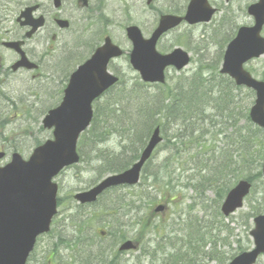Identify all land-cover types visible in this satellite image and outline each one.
Wrapping results in <instances>:
<instances>
[{"label": "rangeland", "instance_id": "1", "mask_svg": "<svg viewBox=\"0 0 264 264\" xmlns=\"http://www.w3.org/2000/svg\"><path fill=\"white\" fill-rule=\"evenodd\" d=\"M2 1L6 2L7 0ZM10 1L8 0V2ZM146 1L106 0L102 3L101 16L109 20L82 23L75 21L71 23V29L62 33L61 49L59 48L50 57L46 58L40 76L35 78L24 76L18 79L17 94L13 98L15 110L13 109V112L7 113L10 122L9 127L6 131H2V128H0V149L6 150L10 145L22 144V147L26 149L23 152L27 154L37 143H43L45 140L50 139L51 133L41 129V114L60 102L67 78L74 67L89 56L94 47L101 45L105 36L110 37L115 45L117 44L125 52H128L131 47L126 37H124V29L127 26H138L142 35L149 38V34L157 25L156 22L160 14L177 13L176 15L181 16L184 14L183 11L188 2L186 0H151L152 3L147 5ZM96 2L97 0H93L91 5ZM255 2L256 0H235L226 4L225 0H210L211 5L218 10L210 24L195 25L193 27L183 24L180 28L163 37L157 45L159 53H169L174 48H181L191 56V62L183 72H168L167 89L177 88L183 79L191 81V75H195V73L208 79L211 82H208L210 85L217 83L216 73L210 74L209 72L218 67V62L215 66L214 63L220 56V49L224 41L233 33L235 34L238 27L252 24L251 17L246 14V8ZM63 6L65 10H70L65 4ZM8 8H11L9 3ZM262 36L264 37V28ZM88 42H91L94 46L91 47L92 49L89 47L88 50L84 51ZM111 70L118 71L124 84L118 87L115 94L107 97L102 103L103 105L114 101L119 90L125 87L128 88L131 84L140 81L125 57L117 60ZM246 70L255 79L264 80V56L258 60L250 61L246 66ZM205 86L206 84H204ZM136 92L138 97H150L160 93L157 88L140 89ZM233 92L241 109L240 112L247 114L254 97H252V94L243 91ZM131 104L130 101V106L126 109V112L129 114L130 120L136 121L130 115L136 117L134 113H141L143 109L152 108L153 103H143L140 107H136L138 103H135L132 108ZM243 118L244 114H241L240 119L236 121L244 122ZM0 119H3L1 114ZM97 120L99 121L98 117ZM98 121L96 127L99 124ZM242 124L241 122L240 125ZM124 125L128 128L127 123ZM113 126V129H115L116 126ZM91 139L87 134L79 144L83 157L81 161L83 162H80L77 166L67 168L55 178L54 183L58 184L57 195L61 203L57 218L51 227L50 233L39 239L29 264H84L83 256L81 257V250L83 249L78 244L82 243L85 246L95 244L98 246L97 242L103 239L100 236L102 231L108 233L104 240L106 244L103 245L108 248L113 245L116 248L119 238L124 235L127 239L135 241L141 236L146 239L152 237L151 228L147 229L148 215L157 204H168V210L164 215L160 214L153 221V225L165 223L169 216L168 221L170 223L176 221L179 230L184 225L183 220L189 221L192 219L200 222L203 227L209 225L208 230L210 231L215 229L219 232L223 226H227L228 230L231 231L233 237L231 236L227 241L229 245L218 244L217 253L221 254V257L214 262L209 261L204 264H220L221 260L223 262L225 256L236 248V245L246 246L247 229L252 225V221L246 225V218L250 221L249 218L257 211L262 212L264 210V185L260 179L259 181L256 180L253 195L245 201L243 208L225 219V221L219 218V206L223 201V196L237 180L244 179L248 173L245 168L235 169L230 167V169H227L228 166L221 168L222 165L218 164L219 149L223 146V143H226L225 141L223 143H221V140L215 142L211 134L212 154L210 156L213 155V174L211 172L212 166L206 171H201L202 166L194 167V171L190 172L191 168L182 165L186 163L187 166L191 167L196 164H193L191 160L180 161L179 157L176 161L167 146L170 142L164 139V142L154 154V159L145 168L142 188L133 191L130 189L112 190L97 205L90 206L89 209L78 210V205L72 200L73 195L79 191H87L99 183V176L105 172L104 168L115 156L119 160H122L121 158L126 161L130 159L128 153L122 155L121 150L123 149L120 148L121 144L118 143L119 138L113 137L107 144L98 145L95 148L93 144H90ZM257 148L261 154H264V144L258 147L254 145L250 150L254 152ZM89 159L91 162H89ZM219 173L222 174L220 178L222 184L218 183L215 186V182L220 181L217 177ZM255 173H257V170L252 175ZM155 181L163 184L159 188L162 193H166H163L166 199L161 203H159L160 196L156 195L157 192L152 191L151 188L145 189L147 184H151L153 188L158 186ZM168 181V188L162 189V186L165 188ZM207 182L213 186L201 193L200 187H203ZM71 224L75 227V231ZM116 228L117 231L114 232ZM180 235L179 232L178 236ZM78 236L82 237L79 238ZM61 242L67 243L68 248H66V245H61ZM250 246L251 244H249ZM138 255V252L118 257L113 254L111 257L105 256L104 261L109 260L113 264H147V259L136 262L135 257ZM104 261L101 263L94 261L92 264H104ZM258 264L264 263L259 260Z\"/></svg>", "mask_w": 264, "mask_h": 264}, {"label": "water", "instance_id": "2", "mask_svg": "<svg viewBox=\"0 0 264 264\" xmlns=\"http://www.w3.org/2000/svg\"><path fill=\"white\" fill-rule=\"evenodd\" d=\"M258 6L263 9L260 11L257 26L264 21V0ZM211 14L204 3H192L185 20L193 24L208 20ZM180 21L173 17L162 18L159 28L153 34L154 38L149 42L142 40L137 29L126 30L134 47L130 57L131 64L140 71L144 80L162 82L165 66L173 64L181 69L188 62L187 56L180 51L166 57H159L154 53V44L160 34L180 24ZM252 30L257 32L258 27ZM263 48L264 43L256 39L255 32L241 30L239 37L227 49L222 72L233 76L237 84H246L257 90L258 99L250 117L264 128V86L248 79L240 69L244 60L261 55ZM120 54L119 49L111 47L107 39L105 46L94 54L91 61L73 74L64 91L65 97L60 107L49 112L43 120L44 128L54 127V142H46L35 149L28 162H23L15 155L10 166L0 171V264H25L36 236L49 230L48 226L56 209V186L50 184V180L63 167L77 163L76 138L86 129L92 118L90 103L116 82L106 73L105 68L110 58ZM153 135L141 161L130 171L104 180L89 192L78 194L75 199L81 203H90L111 186L136 183L143 162L159 141L157 131ZM249 189L246 182L239 183L228 194L222 212L228 215L240 207ZM251 236L255 241V249L237 257L230 264H253L258 255L264 253V217L255 220V229ZM132 248L134 247L131 244L125 243L121 250Z\"/></svg>", "mask_w": 264, "mask_h": 264}, {"label": "flooded vegetation", "instance_id": "3", "mask_svg": "<svg viewBox=\"0 0 264 264\" xmlns=\"http://www.w3.org/2000/svg\"><path fill=\"white\" fill-rule=\"evenodd\" d=\"M63 2L66 3L67 0H63ZM73 2L79 8L78 0H73ZM19 6L20 8L9 10L4 15L3 12H0V98L12 96L15 88L13 82L17 79V74L25 72L23 69H19L16 72L11 70L18 60V55L4 46L5 43L23 42L22 51L25 53L27 59L41 66L40 61L45 56L54 52L53 42L56 43L58 41L61 29H58L57 21L59 19H66L61 8L56 10L50 0H35L29 4ZM26 8H35L30 13L32 19L37 21V19L43 18L44 20L43 27L30 39H27V41L25 40V35L28 32L26 27L29 26H23L22 24L26 20L19 19L20 14ZM81 11H83V16L85 17H82L80 21L89 22L99 15L100 7L86 8V10L81 9Z\"/></svg>", "mask_w": 264, "mask_h": 264}, {"label": "trees", "instance_id": "4", "mask_svg": "<svg viewBox=\"0 0 264 264\" xmlns=\"http://www.w3.org/2000/svg\"><path fill=\"white\" fill-rule=\"evenodd\" d=\"M174 108H175L174 105H172L171 108H169L170 111H169L168 114H169L170 117H172V114L174 115V112H173ZM111 112H113V111L111 110ZM117 113L125 114V111L122 108H120L119 110L116 111V114ZM155 116H157V115H155ZM107 125H108V123L102 122V126L100 124H98L95 129H92L91 130V132L92 133H97L98 131H101L102 129H104V127L107 128ZM151 126H152V124H150L149 122L142 124L141 132H142L143 129L146 130V132H148ZM249 144H250V142H249ZM125 166L126 165H124V163H122V162L121 163L120 162L112 163V164H110V167H108L106 169V172H111V171L118 172V171H122V169H124Z\"/></svg>", "mask_w": 264, "mask_h": 264}, {"label": "bare ground", "instance_id": "5", "mask_svg": "<svg viewBox=\"0 0 264 264\" xmlns=\"http://www.w3.org/2000/svg\"><path fill=\"white\" fill-rule=\"evenodd\" d=\"M156 114H157V116L158 117H161V115H160V113H159V111L157 110L156 111ZM158 120H160L161 122H166V123H171L170 122V120L168 119V117H164L163 119H160V118H158ZM119 228V227H118ZM117 231V228L116 229H114V232H116ZM37 240V239H36Z\"/></svg>", "mask_w": 264, "mask_h": 264}]
</instances>
